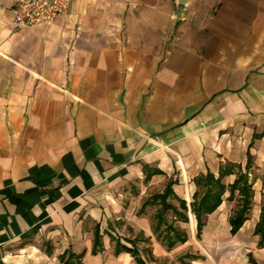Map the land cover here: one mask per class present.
<instances>
[{"label":"crops","instance_id":"crops-1","mask_svg":"<svg viewBox=\"0 0 264 264\" xmlns=\"http://www.w3.org/2000/svg\"><path fill=\"white\" fill-rule=\"evenodd\" d=\"M178 5L71 0L15 25L0 0V264H138L118 242L144 264H264V0ZM225 166L226 185L247 173L245 219L232 234L240 194L226 189L197 237L194 178ZM169 180L188 208L171 247L149 201Z\"/></svg>","mask_w":264,"mask_h":264},{"label":"trees","instance_id":"trees-1","mask_svg":"<svg viewBox=\"0 0 264 264\" xmlns=\"http://www.w3.org/2000/svg\"><path fill=\"white\" fill-rule=\"evenodd\" d=\"M231 167L221 169L219 175L215 177L213 173L207 171L204 174H199L194 178V183L196 189L192 194V200L190 201V210L195 217L196 224V236H200L201 229L205 224L207 214L214 211L223 200V193L226 189L229 190L228 199H232L234 191L237 189L240 194L239 206L233 212L229 218L230 222V232L234 234L237 229L240 227L242 222L245 219V212L249 208L250 198H251V185L248 182L247 173L238 170L234 181L231 184H224L221 181L222 176L225 173H230ZM172 180L167 181L164 189L160 193H154L151 195L150 203L157 202L160 204V207L155 213L156 224L154 230L157 233L158 237H161L165 242L167 247L173 246L176 242H183L187 238L186 230L178 225H174L173 221L178 220L182 222H187V205L186 201L183 198L176 196L172 189ZM174 197L178 201V205H174L168 201V197ZM168 210H171L173 219L171 222H166L165 214ZM162 225H164L162 227ZM162 227V228H161ZM255 232L259 234V244L261 245L264 241V195L261 205L260 217L255 226ZM98 234H95L94 247L98 245ZM118 246L122 250L129 251L135 256L138 264H144L140 258L137 256L138 251L135 246L128 247L118 242ZM93 250H95L93 248ZM66 252H63V255ZM63 255L61 257H63ZM70 257L75 258V261L71 262L73 264H80V254L75 255L69 253Z\"/></svg>","mask_w":264,"mask_h":264},{"label":"built area","instance_id":"built-area-1","mask_svg":"<svg viewBox=\"0 0 264 264\" xmlns=\"http://www.w3.org/2000/svg\"><path fill=\"white\" fill-rule=\"evenodd\" d=\"M71 0H13L12 21L15 25H32L51 21L65 12Z\"/></svg>","mask_w":264,"mask_h":264},{"label":"rangeland","instance_id":"rangeland-1","mask_svg":"<svg viewBox=\"0 0 264 264\" xmlns=\"http://www.w3.org/2000/svg\"><path fill=\"white\" fill-rule=\"evenodd\" d=\"M179 18H181V16L179 17ZM196 19H194V17L193 18H188L187 20H181L180 19V21H178L179 23L177 24V25H175V27L174 28H177V27H179V26H184L185 28H189V27H193L194 26V28H195V23H196V21H195ZM184 21V22H183ZM184 24H183V23ZM195 22V23H194ZM185 29H182V28H180V33H182L183 31H184ZM187 226V225H186ZM188 227V226H187ZM137 237L136 238H138V236H140V234L139 233H137V234H135ZM204 247L205 246H203V245H201V250L203 251V252H205V254H210L211 256H212V258L215 260V257H214V255L215 254H217V252H219L218 250H216L217 249V247L215 246V249H213L212 251L211 250H208V249H204ZM192 251H194V250H192ZM187 254V253H186ZM186 254H183V255H181V256H179L178 257V255H175V257H174V259H173V261L174 262H176V261H178V259H180L181 261H182V257H190L189 255H186ZM188 254H191V253H189L188 252ZM209 258V257H208ZM209 260H210V258H209ZM211 261V260H210ZM212 262H213V260H212ZM217 264H218V262H217Z\"/></svg>","mask_w":264,"mask_h":264},{"label":"water","instance_id":"water-1","mask_svg":"<svg viewBox=\"0 0 264 264\" xmlns=\"http://www.w3.org/2000/svg\"><path fill=\"white\" fill-rule=\"evenodd\" d=\"M178 2H179V5H178L177 9L175 10L176 17L181 16V11H182L183 5L187 2V0H178Z\"/></svg>","mask_w":264,"mask_h":264}]
</instances>
